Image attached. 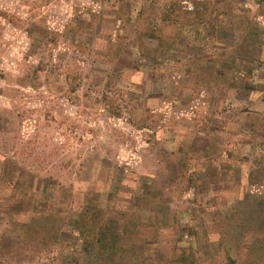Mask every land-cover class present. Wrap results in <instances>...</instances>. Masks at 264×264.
I'll use <instances>...</instances> for the list:
<instances>
[{"label":"rangeland","instance_id":"1","mask_svg":"<svg viewBox=\"0 0 264 264\" xmlns=\"http://www.w3.org/2000/svg\"><path fill=\"white\" fill-rule=\"evenodd\" d=\"M171 3L193 9L179 35L145 36ZM260 38L264 0H0V264H71L53 233L92 198L137 224L132 264H264V118L241 93L263 86L233 80Z\"/></svg>","mask_w":264,"mask_h":264},{"label":"trees","instance_id":"2","mask_svg":"<svg viewBox=\"0 0 264 264\" xmlns=\"http://www.w3.org/2000/svg\"><path fill=\"white\" fill-rule=\"evenodd\" d=\"M192 12V11H191ZM197 13V14H196ZM195 14L198 15V12ZM162 19L160 20V25H156L153 29L157 31L156 35H151L149 29H145L144 35L155 39L156 37L162 38L167 36L166 32H171L173 35L177 36L179 30L182 29V22L177 18L182 15L187 17L188 11L183 6L182 3H171L167 7V10L162 13ZM151 35V37H150ZM221 51L224 49H220ZM133 51L130 53L132 57ZM196 60V61H195ZM194 61L196 64L199 62L197 59ZM241 62L244 64L251 65L252 62L248 59H244ZM231 69L232 64H225L223 67ZM144 66H127L125 68H120L118 73L115 75H123L132 71H141ZM246 69V68H245ZM217 71V69L215 70ZM242 74L233 78L234 81L243 82L251 74V70L246 69ZM57 193L61 194L65 191L60 188L57 189ZM30 191V200L33 198L34 194ZM30 200L29 204L20 202L17 205V211L30 210ZM63 208L62 203L57 204V209ZM67 210L72 211V219L67 229H58L53 233V239L57 243L64 245L68 250V254L71 257V264H132L130 261V249L132 245L138 243L135 238L142 236V233L138 231L137 224L130 220H121L118 214L108 216L106 212L98 205L95 198L85 200L81 205L70 207L66 205ZM35 210V208H33ZM65 210V206H64ZM61 212V211H59ZM14 226L19 229L21 234L17 236L20 241L24 242L26 245L36 248L39 243L42 244L45 240L44 229L37 230L32 226L31 223L14 222ZM142 224L146 226L153 227L152 221H142ZM34 225V224H33ZM143 244L141 250L146 246H150L151 240L140 239ZM153 244V243H152ZM34 250V249H33ZM175 262L177 264H184V259L182 256H177Z\"/></svg>","mask_w":264,"mask_h":264},{"label":"crops","instance_id":"3","mask_svg":"<svg viewBox=\"0 0 264 264\" xmlns=\"http://www.w3.org/2000/svg\"><path fill=\"white\" fill-rule=\"evenodd\" d=\"M213 27H214V31H215V29H217L216 30L217 32L219 31V29L217 27L215 28L214 25L212 26V28ZM257 32L258 31L253 29L249 33L257 34ZM245 33H247V32H245ZM196 34H197V32H196ZM178 35H179V33L177 34V36ZM257 37L259 38L260 35L257 36ZM236 45H237V43H225V42L222 43V42H218V41L217 42L211 41V43H210V46L213 48V50L221 51L220 49H224L225 52L233 51L237 47ZM252 46L255 47L256 52L250 58H246V59H248V61L252 62L251 63V67L249 69V70L252 71L251 74H250V76H251L250 81L251 82H256L258 84H261L263 87H262L261 90H255V89L248 90L247 88H243L244 92H241V93H244V95L245 94H249L250 96L246 97L247 102L244 103L245 104V106H244L245 112L242 113V115L244 117L246 116V117H250V118L252 116L258 117V118H260L259 120L261 122V120H263V118H264V108L263 109L261 108L264 105V77H263L264 76V40H262L261 38L259 40L255 39V43H252ZM201 47H207V46L205 44L204 45L196 44L195 49H199ZM244 59L245 58L241 57L239 59V61H242ZM252 65H254V66L256 65L257 67H255L253 69ZM132 72H136L137 73V72H141V71H132ZM232 74H233V72L231 73L230 76H232ZM262 74H263V76L259 80L258 77L260 75H262ZM217 76H219V73H218ZM234 86L233 85L230 86L229 92L231 90H233V88H235ZM233 91H235V89ZM256 96H258V97L256 98ZM254 98H256V99H254ZM256 105H260V107L259 108H255ZM260 110H263V112L261 114L258 113V112H260ZM249 111H251V112H249ZM261 123H262L261 125H264L263 121Z\"/></svg>","mask_w":264,"mask_h":264},{"label":"built area","instance_id":"4","mask_svg":"<svg viewBox=\"0 0 264 264\" xmlns=\"http://www.w3.org/2000/svg\"><path fill=\"white\" fill-rule=\"evenodd\" d=\"M183 6L186 8V10L187 11H192L193 9L190 7V6H188V4H183Z\"/></svg>","mask_w":264,"mask_h":264}]
</instances>
